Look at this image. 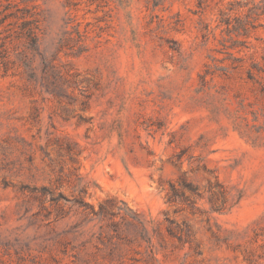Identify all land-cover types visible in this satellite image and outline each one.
<instances>
[{
    "label": "rangeland",
    "instance_id": "obj_1",
    "mask_svg": "<svg viewBox=\"0 0 264 264\" xmlns=\"http://www.w3.org/2000/svg\"><path fill=\"white\" fill-rule=\"evenodd\" d=\"M0 264H264V0H0Z\"/></svg>",
    "mask_w": 264,
    "mask_h": 264
},
{
    "label": "trees",
    "instance_id": "obj_2",
    "mask_svg": "<svg viewBox=\"0 0 264 264\" xmlns=\"http://www.w3.org/2000/svg\"><path fill=\"white\" fill-rule=\"evenodd\" d=\"M10 2H7V4H5L4 9L9 7ZM31 21L30 20H24L22 27L24 28V32L25 34L28 36V38L30 39V47L33 50L37 49L38 46V35H37V31L36 29L38 28L37 25H32L30 24Z\"/></svg>",
    "mask_w": 264,
    "mask_h": 264
}]
</instances>
